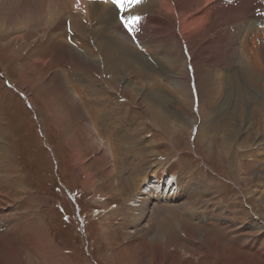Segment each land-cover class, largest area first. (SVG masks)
Returning a JSON list of instances; mask_svg holds the SVG:
<instances>
[{
  "label": "rangeland",
  "instance_id": "obj_1",
  "mask_svg": "<svg viewBox=\"0 0 264 264\" xmlns=\"http://www.w3.org/2000/svg\"><path fill=\"white\" fill-rule=\"evenodd\" d=\"M29 1L0 0V243L4 244L0 264H264V173L258 174L264 168V89L250 88L242 74L246 66H260L259 57L251 56L253 41L258 48L261 45L254 35L239 39L249 48L240 51L237 43L232 79L217 72L230 97L222 106L224 95L218 93L217 107L209 112L199 105L194 86L192 106L186 108L176 100L188 101L189 92L186 86L185 91L175 87L168 66L159 71L160 48H153L152 56L151 50L144 52L134 44L145 53L143 60L154 66V79L102 72V79L94 73V82L87 84L81 77L91 70H84L73 57L56 56L55 43L63 39L66 46H73L79 31L71 28L70 20L55 31L54 12H41L28 21L33 16L27 13H35ZM45 2L52 9L51 1ZM78 4L77 0L74 7ZM109 5L118 12V23L125 25L130 0ZM86 16L80 18L97 19L99 13ZM96 19H90L93 25ZM167 21L175 29V18ZM50 30L57 39L49 40ZM184 38L195 64V52L204 48V42L199 34ZM212 54L203 50L199 59ZM58 72L73 93L82 95L78 102L91 134L72 102L48 85L58 83ZM111 76L116 81L123 78L119 85L130 89L125 93L129 98L142 94L147 100L143 90L149 85L173 119L151 122L141 103L144 98L122 97L115 83L114 88L105 82L113 81ZM208 113L214 123V135L208 140L213 145L205 144L202 132ZM97 139L104 147L94 146ZM159 175L174 177L177 195L200 187L197 206L157 195L153 188L142 193L143 181L152 187L156 182L148 177ZM116 185L122 188L119 193ZM143 206L145 216L139 218Z\"/></svg>",
  "mask_w": 264,
  "mask_h": 264
},
{
  "label": "bare ground",
  "instance_id": "obj_2",
  "mask_svg": "<svg viewBox=\"0 0 264 264\" xmlns=\"http://www.w3.org/2000/svg\"><path fill=\"white\" fill-rule=\"evenodd\" d=\"M45 1H51L52 9L47 6ZM45 1L44 0H30L29 1V2H32L35 8V13H30V12L27 13L29 16H33L32 18H28L26 16L28 21H33L38 15H40L41 12L44 15H48V14L52 15V13L54 12L53 13L54 18L52 20V25L55 24L54 25L55 31L56 30L61 31L62 25L65 24V22H68L69 20L71 21V28L77 29L80 33L79 34L77 32L79 35L77 34L75 36V39L77 42H75V45L73 44V46H66L68 45V43H65L66 41L64 42L63 39L58 40L55 43V44H58L59 46V49H58L59 51H57L56 56L60 55L64 57L69 56V58L73 57L74 59L73 61H75L84 70H91L92 74L87 75L85 73V77L84 76L81 77V78L86 79L87 84L94 82V79L92 78L94 73H98L99 78L102 79V72L103 73L107 72L108 74L111 72H116L115 74H117V72L119 73L122 72L126 76L135 74L136 77H139L144 81L154 79L157 74L154 66H151L150 63L143 60V58L141 57V54L144 55L145 54L144 52L151 50L152 51L151 55L154 56V54H156L154 52V49L160 48L161 58L159 57V59L161 61H159L157 64L162 69H160L159 71L166 69V67H164L165 65L168 66V69L166 70L172 71L175 87H178V88L181 87L182 91H185L184 86H186L189 92L190 99H188V101L178 99V98H176V100H180L179 102L181 103V105L185 106L186 108L189 106H192V95L191 94H193L194 87H195L197 91L198 103L199 105H201V108L205 106L209 108L208 109L209 112L212 111L211 108H214L213 110L215 111L217 104H218L217 96L220 97L218 93L222 92L224 95V99L221 103L222 106H224L225 103H227L226 99L229 96L228 90H223L222 84H221L222 77L217 72L218 71L226 72L228 76L226 75L225 76L229 80L232 79L230 76V69H232L236 63L237 43L240 42V44L238 45L240 46V48L242 47L240 51L245 48H249L244 43L243 39L241 41H239V39L243 35L253 34L254 40L257 39V42L261 45L258 48L257 45L255 44V41H253V47H252L253 49H251V56H253L252 54H254L253 56L254 58L259 57L256 61L260 63L259 64L260 66H258V68L256 69L254 67L246 66L242 71V74L244 76L243 81H245L250 88L256 89L258 91L264 89V80L262 77V73L264 72V44H262L264 42V0H139V2H137V0H133L134 8L130 9L129 14H130V18L133 21L140 20L139 27H141V30L137 34V38L139 40V45L143 48L144 52H142L141 50H139L137 47L133 45L128 35L125 33V31L122 29V27L116 20L118 12L116 13L115 9L109 5L111 2H109V4H100L92 0H78L79 4L77 5V7H74V4L76 5L77 0H71L73 4H64L66 0L65 1L64 0H45ZM125 3H123V5ZM113 5L115 6V4ZM81 7L83 9H81ZM84 7L89 8L88 13L84 11L85 10ZM76 9H78L79 11H84L87 15L94 13V12L95 14L99 13V17H97L96 19L95 16H92V18H88L89 20L88 19L82 20V18L80 17L82 16L84 18L86 14L85 13L80 14V12L75 11ZM120 9H123V8H120ZM65 10H67V12H65ZM65 13H67V15ZM171 17H174L175 20L177 21L175 25V29H173L172 26H168L167 24L168 22L167 20H170ZM90 19H96V22L94 25L92 24V21ZM109 23H110V26H109ZM259 26L261 27L259 28ZM191 27H193V30H191L192 29ZM186 34L190 35V37L192 38L193 36H196L197 34H199L201 36L200 41L202 40L204 42V48L202 50L199 49L198 52L197 51L195 52L194 56L196 57V62L195 64L193 63L194 67H193V64L191 63L192 60L190 61V57L188 53L186 52L187 48L192 49V47L187 46V41L184 38ZM47 35L49 37V40L57 39L55 37V34L52 33L51 30L48 31ZM85 41L89 43H85ZM203 50H207L208 52L211 51L213 53L212 54L213 56L211 58L209 57L208 59H199L200 56L203 54ZM213 60H215L218 63L216 64V62H214ZM45 63L46 62H44L43 65ZM177 64L180 65L179 66L180 68L176 67ZM201 66H203V68ZM173 67H175V70ZM198 67H201V68L197 69ZM201 70H202V77H200ZM193 71H195V73ZM77 73H78V76H77L78 78L80 77L79 71ZM166 74L167 73H164L163 75L166 76ZM56 75L58 78V83L56 84L51 83L48 85L51 86V88L55 89L56 91L57 90L61 91V94L65 95L72 102L73 107H76V110L80 116L81 121L84 122L83 126L87 129L88 133H90L89 128L86 127L87 123L85 122L84 114L78 102L80 101V98L82 95H79L78 91L76 90H74V93H73V91L71 90V87H68L66 85L67 83H65V80L61 76L60 72L56 73ZM222 76L224 77L223 74ZM169 78L171 77L169 76ZM120 81H118V79L116 81V77H113V81L108 80L107 82L106 80L105 82L109 83L110 85H113L114 88L116 85V88L120 92V95L124 98L126 97L131 101H136L137 99L142 98L141 96L142 94L141 95L138 94L139 95V96L137 95L138 97L134 95V97H131V98H129V95L128 97L127 95L125 96L126 90H128L129 88L126 89V87L123 86L122 84L119 85ZM125 83H128V81L126 82V79H125ZM136 84H138V81ZM117 85L119 86L117 87ZM148 86H146L144 90L143 88H141L143 91L146 92V95H149V98L147 100H145L146 98L145 96V98L143 97L144 99L142 98L143 100L141 101V103H144L143 108L145 109L147 113L148 119L151 122L157 123V124L158 122L162 123L164 121L166 122L171 121L168 118L170 119H173V118H171V116L167 114L165 109L162 107L163 104L162 105L158 104L160 96L157 95L152 90H150ZM81 90L82 89H80L79 92L82 93L83 90L82 91ZM102 90L103 89L101 88L98 91L102 92ZM220 99L221 98H219V101ZM189 101H191V103ZM93 107H96V106H93ZM96 115H98L97 112H96ZM210 117L211 115H209V117L207 118V121L205 125L203 126V131H202L205 144H208V145L212 143V142H209L208 140L214 135L213 133L214 123L211 122ZM92 119H93L92 121H94V118ZM210 125H212V127H210ZM169 128L170 129L172 128L171 125H169ZM220 131L223 132L224 130L221 129ZM231 132L233 134L231 133L229 134V136H233L232 138H235L234 135L237 134V131L234 130ZM200 135H201V130L199 129V133L197 134V136L200 137ZM224 135H226V131ZM97 140L98 141L95 143L94 146L99 147L98 149H100V146L104 144L101 142V140L99 139ZM247 141L249 140L247 139ZM243 143H247L245 139ZM109 146H110V142H109ZM249 165L253 166L251 164ZM247 168L249 169L250 167H247ZM250 169H254V168H250ZM258 171H259L258 174L264 173V168L258 169ZM112 174H110V176ZM161 176L162 175H159V177L158 176L148 177L150 178V180L153 179V181L156 182V184L152 187H149V183L146 182L147 180H144L142 183V185L144 186V190L142 193H145V190H149V188H153L154 193H156L157 195L168 196L167 198L171 197L173 199L182 198L183 203L187 202V204H189L192 207L197 206V203H198L197 200L199 199V197H201L197 193L200 187H198L194 191L193 189L186 190L183 195L181 194L177 195L178 188L176 186L175 188L173 187L175 185L174 177L171 175L170 179L167 180V178L169 177L168 175L166 176V178H164L166 180H164ZM170 189H172V193L171 195H168ZM116 190L117 192L119 190L122 191L121 186L118 187L116 185ZM142 197H139V198L142 199ZM138 201L139 199H137L136 202ZM145 208L146 207L143 206V209L139 213V218L142 217L141 216L143 215L142 213H145L146 211ZM103 235H104V229L103 227H101L102 239H103ZM165 239L169 240L167 237H165ZM3 245L4 244L0 243V247ZM166 252H169V251H166Z\"/></svg>",
  "mask_w": 264,
  "mask_h": 264
},
{
  "label": "clouds",
  "instance_id": "obj_3",
  "mask_svg": "<svg viewBox=\"0 0 264 264\" xmlns=\"http://www.w3.org/2000/svg\"><path fill=\"white\" fill-rule=\"evenodd\" d=\"M130 40H131V42L133 43V45L135 44L134 42H133V40L130 38ZM135 47H136V45H134Z\"/></svg>",
  "mask_w": 264,
  "mask_h": 264
},
{
  "label": "snow or ice",
  "instance_id": "obj_4",
  "mask_svg": "<svg viewBox=\"0 0 264 264\" xmlns=\"http://www.w3.org/2000/svg\"><path fill=\"white\" fill-rule=\"evenodd\" d=\"M137 2H139V0H137ZM136 19H138V18H136Z\"/></svg>",
  "mask_w": 264,
  "mask_h": 264
}]
</instances>
